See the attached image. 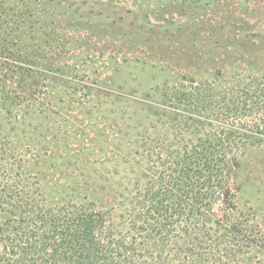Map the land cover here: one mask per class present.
Listing matches in <instances>:
<instances>
[{
    "label": "trees",
    "instance_id": "1",
    "mask_svg": "<svg viewBox=\"0 0 264 264\" xmlns=\"http://www.w3.org/2000/svg\"><path fill=\"white\" fill-rule=\"evenodd\" d=\"M17 67L0 78V119L18 129L8 131L5 160L14 162L0 177V264H264V227L233 190L264 150L263 63L258 72L185 75L146 101L122 102L135 109L121 131L137 133L118 148L138 160L118 186L133 188L84 171L56 179L49 150L58 145L42 138L48 112L20 82L34 68Z\"/></svg>",
    "mask_w": 264,
    "mask_h": 264
},
{
    "label": "rangeland",
    "instance_id": "2",
    "mask_svg": "<svg viewBox=\"0 0 264 264\" xmlns=\"http://www.w3.org/2000/svg\"><path fill=\"white\" fill-rule=\"evenodd\" d=\"M260 62L264 0H0V78L16 66L34 68L19 74L20 82L38 93L48 112L42 138L58 145L49 150L56 179L84 171L100 184L133 188L118 186L138 160L118 148L137 133L121 131L123 115L135 109L122 102L146 101L151 90L185 75L258 72ZM16 130L0 119L1 179L14 162L5 160V142ZM261 151L249 157L233 190L237 205L264 227ZM84 158L91 162L85 165Z\"/></svg>",
    "mask_w": 264,
    "mask_h": 264
}]
</instances>
